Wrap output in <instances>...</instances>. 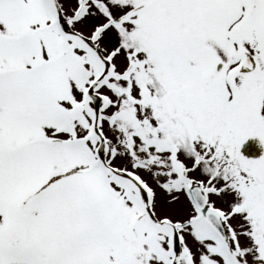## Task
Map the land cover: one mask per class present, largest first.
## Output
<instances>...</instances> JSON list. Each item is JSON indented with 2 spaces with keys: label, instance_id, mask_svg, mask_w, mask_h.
Segmentation results:
<instances>
[{
  "label": "snow or ice",
  "instance_id": "snow-or-ice-1",
  "mask_svg": "<svg viewBox=\"0 0 264 264\" xmlns=\"http://www.w3.org/2000/svg\"><path fill=\"white\" fill-rule=\"evenodd\" d=\"M264 0H0V264H264Z\"/></svg>",
  "mask_w": 264,
  "mask_h": 264
},
{
  "label": "rangeland",
  "instance_id": "rangeland-1",
  "mask_svg": "<svg viewBox=\"0 0 264 264\" xmlns=\"http://www.w3.org/2000/svg\"><path fill=\"white\" fill-rule=\"evenodd\" d=\"M242 151L249 157H259L264 154V144L260 143L259 137H249L245 141Z\"/></svg>",
  "mask_w": 264,
  "mask_h": 264
}]
</instances>
